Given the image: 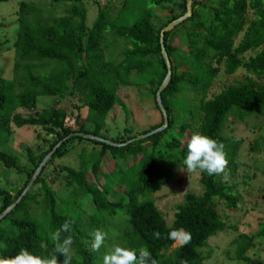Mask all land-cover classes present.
I'll use <instances>...</instances> for the list:
<instances>
[{
	"label": "trees",
	"instance_id": "obj_1",
	"mask_svg": "<svg viewBox=\"0 0 264 264\" xmlns=\"http://www.w3.org/2000/svg\"><path fill=\"white\" fill-rule=\"evenodd\" d=\"M8 1L0 0V4ZM112 1L107 0L105 6L96 2L98 17L92 26L81 0H52L54 4L72 3L60 17H44L33 2L20 4L13 77L0 74V163L26 176L27 182L14 197L10 191H0V216L22 196L44 159L68 136L83 133L108 140L103 132L111 110L120 102L119 90L135 85L149 88L161 121L127 141L117 138L112 142L125 144L163 127L156 100L168 73L161 33L186 14L187 0H122L117 14L112 13ZM159 9L169 14L161 22ZM164 44L172 66V79L162 92L168 127L122 147L83 137L63 142L28 193L0 221V257L14 256L22 248L49 256L54 251L52 234L71 221L70 232L61 233V240L67 235L74 240L70 264H102L103 256L117 245L147 248L156 264H208L212 255V251L205 254L209 240L226 229L219 207L240 212L235 183L200 173L203 193H187L175 207L171 225L157 208L154 195L183 168L187 141L195 132L224 144L230 178L235 179L243 140L226 136V124L254 119V129H262L264 122V0H193L192 17L165 32ZM239 70L248 74L243 81L207 99L220 75L233 76ZM41 98L69 100L73 105L79 101L82 106L74 108L87 110V115L72 120L62 107L34 114ZM198 99L200 106L195 105ZM14 128H40L47 136L41 155L26 149V167L1 150L11 142ZM85 143L101 147L98 157L93 153L92 158L86 157L89 148L81 145ZM71 147L80 149V167L59 168L64 181L60 198L49 185L46 171L55 160L66 158ZM107 154L114 161L110 173L103 172L102 159ZM136 157L141 159L125 169L127 159L136 161ZM90 174L95 183L89 180ZM246 179L244 186L250 184ZM115 188L119 192L111 198ZM178 228L189 231L192 238L187 245L173 248L175 243L166 237ZM96 229L105 231L107 238L98 252H92L90 234ZM154 232L161 233V238L156 239ZM258 238H264V225L256 234H241L234 240L235 262L264 264L248 256L257 248ZM56 255L58 264H63V255Z\"/></svg>",
	"mask_w": 264,
	"mask_h": 264
},
{
	"label": "rangeland",
	"instance_id": "obj_2",
	"mask_svg": "<svg viewBox=\"0 0 264 264\" xmlns=\"http://www.w3.org/2000/svg\"><path fill=\"white\" fill-rule=\"evenodd\" d=\"M23 1L35 3L40 7L44 17H60L65 15L70 9L72 3L60 2L53 3L52 0H9L0 4V74L7 79H12L14 68V41L18 30L17 15L20 4ZM88 10V24L92 26L98 17L99 2L101 6L107 4V0H81ZM199 2L206 0H197ZM32 3V4H33ZM112 13L117 14L122 9V0H113L111 3ZM160 22L169 17L168 13L162 10L157 11ZM251 18V17H250ZM252 19V18H251ZM181 45V44H179ZM248 74L245 70H239L233 76L220 75L213 87L208 91L207 99L221 93L222 89L230 86L234 82L243 81ZM137 83H140L139 81ZM157 95V94H156ZM119 103L110 112L104 136L108 140H116L117 138L129 139L130 136H138L147 131L154 125H157L161 119L160 114L155 108V95L150 93L149 88L142 85L131 86L126 89H121L118 92ZM206 99V97H204ZM37 104L34 114L41 113L44 110L51 108H65L70 119H75L77 116L84 118L87 115V110L81 108L76 109L74 105L80 107L82 104L75 101L73 105L71 101L64 100L59 102L57 99L41 98ZM195 105L200 106V100L195 101ZM25 113L23 115H27ZM254 119H247L241 123H227L224 130L226 136H233L236 139H242L243 143L239 150V162L241 163L236 173V177L230 178L229 183H235L237 193L241 197L240 212L228 211L223 205L219 207V213L222 220L226 223L224 232L219 233L209 240L208 246L205 249V254L208 255L212 251V255L208 260V264H247L238 263L234 260L235 246L234 240L241 234L254 235L264 225V122L262 129H254ZM232 130V132H231ZM41 135V137H40ZM47 138L42 129L34 128H14V135L10 143L6 144L1 150L15 157L17 165L26 167L29 165L27 148L31 149L36 155H41V148L45 150L43 139ZM88 147L89 151L86 157L92 158V153L98 157V152L101 147L94 144H81ZM82 148V147H80ZM256 148L255 150H252ZM42 150V151H43ZM80 149L70 148L69 155L64 159L55 160L46 171L49 185L55 190L61 198L64 192V181L62 175H58L59 168L62 166H70L79 168V153ZM91 150V151H90ZM93 151V152H92ZM141 157L135 159H127L126 164L130 167L137 163ZM103 172L110 173L114 169V161L108 154L102 159ZM101 171V170H100ZM100 173V172H99ZM91 183H95V177L91 174L88 176ZM249 185H242L243 181ZM101 181V180H100ZM27 182L26 176H22L16 170H9L0 163V191H10L12 196L16 195L17 190H20ZM203 188L200 183V173L187 174L179 171L173 177L172 183L164 185L162 189L154 195L157 208L163 213L168 225L174 222L176 213L175 207L183 202L184 196L187 193L201 195ZM119 192L118 188L112 191L111 198ZM88 201V200H87ZM90 203V201H89ZM3 206V199L0 198V209ZM235 227L236 229H233ZM179 247L175 244L173 248ZM256 249L251 250L248 256L252 259L260 258L264 261V238H258Z\"/></svg>",
	"mask_w": 264,
	"mask_h": 264
},
{
	"label": "clouds",
	"instance_id": "obj_3",
	"mask_svg": "<svg viewBox=\"0 0 264 264\" xmlns=\"http://www.w3.org/2000/svg\"><path fill=\"white\" fill-rule=\"evenodd\" d=\"M186 147L187 154L183 159V168L180 171L187 174L206 172L209 176H222L225 183L229 181V161L222 142L195 132L188 139ZM71 224V221H65L60 229L52 234L54 251L49 256L35 255L22 248L14 256L0 257V264H58L57 253L63 255V264H70V250L74 240L71 235H67L61 240V233H69ZM90 235L92 237L90 249L92 252H98L105 243L107 233L96 229ZM153 236L160 239L161 233L154 232ZM166 238L182 247L191 241L192 236L186 229L178 228L170 231ZM85 243L88 242L85 241ZM102 264H156V261L147 248L133 250L117 245L103 256ZM181 264H187V262L181 261Z\"/></svg>",
	"mask_w": 264,
	"mask_h": 264
},
{
	"label": "water",
	"instance_id": "obj_4",
	"mask_svg": "<svg viewBox=\"0 0 264 264\" xmlns=\"http://www.w3.org/2000/svg\"><path fill=\"white\" fill-rule=\"evenodd\" d=\"M193 15V0H187V12L186 14L177 19L176 21H174L173 23H171L168 27H166L162 33H161V47H162V54H163V57H164V60H165V63L167 65V68H168V73H167V76L165 78V80L163 81L161 87L159 88L158 92H157V95H156V100H157V104L159 106V109L161 110L162 112V115H163V118H164V125L163 127L151 132L150 134L148 135H145V136H141L139 138H136L135 140H132V141H129L125 144H116L112 141H108V140H105L103 138H97V137H94V136H90V135H86V134H83V133H76V134H71L70 136H68L66 139H64V141H62L56 148L55 150L50 153L45 159L44 161L42 162V164L40 165V167L37 169L35 175L33 176V178L31 179V181L29 182L27 188L25 189V191L23 192L22 196L14 203V205H12L10 208H8L1 216H0V221L6 217L7 214H9L15 207L18 203H20L21 199L28 193V191L31 189V187L34 185V183L36 182L37 178H38V175L41 173L42 169L45 167V165L47 164V162L49 161V159L52 157V155L54 154V152L57 150V148H59L63 142L69 140V139H72L74 137H83V138H86V139H91V140H94L96 142H99V143H102V144H105V145H108V146H112V147H122V146H127V144H130V143H134L136 141H140V140H143V139H146L148 138L149 136H152V135H155L159 132H162L164 131L168 125H169V118H168V113L166 111V108L163 104V100H162V92L166 89V87L169 85L171 79H172V66H171V63H170V59L168 57V54L166 52V48H165V44H164V33L165 32H170L172 31L176 26L180 25L181 23H183L185 20L191 18Z\"/></svg>",
	"mask_w": 264,
	"mask_h": 264
}]
</instances>
